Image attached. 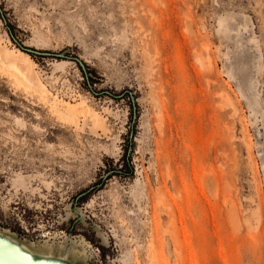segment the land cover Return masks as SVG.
<instances>
[{"label":"rangeland","instance_id":"374dc122","mask_svg":"<svg viewBox=\"0 0 264 264\" xmlns=\"http://www.w3.org/2000/svg\"><path fill=\"white\" fill-rule=\"evenodd\" d=\"M0 63L88 108L0 73L3 252L264 264V0H0Z\"/></svg>","mask_w":264,"mask_h":264},{"label":"bare ground","instance_id":"6f19581e","mask_svg":"<svg viewBox=\"0 0 264 264\" xmlns=\"http://www.w3.org/2000/svg\"><path fill=\"white\" fill-rule=\"evenodd\" d=\"M20 53H22V52H20ZM22 55L24 56L25 61L28 64V66L30 68L33 67V62L29 58V56H27L26 54H23V53H22ZM0 73H3V75L5 74V76L7 75V79L10 82V84L13 86L14 89L22 90V91H24V93L26 92V93H30L32 95H36L39 98V100L42 101L43 104L44 103L48 104V107H49L48 110H50V113L52 115L56 116L59 120H63L65 122L67 121V122L75 123L77 115L86 116V114L88 113V111H87L88 108L86 106H84V104L81 105V107L76 108V110L74 112L76 115H72L68 111L62 110V108L58 107L53 102L49 101L48 96L46 95V93L41 88L35 86V84L32 82V80L24 77V75L22 73H20L14 67L13 68L12 67H6L0 63ZM230 75H231V77H234L232 72H230ZM223 100H224V98H223ZM18 119H15V121L17 120L19 122L20 120H18ZM93 124H95L94 119H93ZM19 125H20V123H19ZM23 125L24 124H22V126ZM35 129H37V128H35Z\"/></svg>","mask_w":264,"mask_h":264},{"label":"water","instance_id":"95a60500","mask_svg":"<svg viewBox=\"0 0 264 264\" xmlns=\"http://www.w3.org/2000/svg\"><path fill=\"white\" fill-rule=\"evenodd\" d=\"M21 48H23L21 46ZM28 50V49H24ZM0 264H22L15 257L10 256V254L3 252L0 249Z\"/></svg>","mask_w":264,"mask_h":264}]
</instances>
